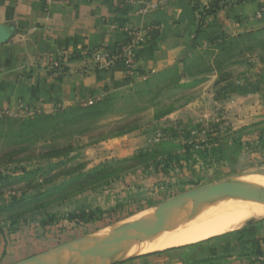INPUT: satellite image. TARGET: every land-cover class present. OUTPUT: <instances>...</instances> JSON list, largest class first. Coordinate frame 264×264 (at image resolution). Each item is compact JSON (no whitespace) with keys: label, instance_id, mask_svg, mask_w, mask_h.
I'll use <instances>...</instances> for the list:
<instances>
[{"label":"rangeland","instance_id":"obj_1","mask_svg":"<svg viewBox=\"0 0 264 264\" xmlns=\"http://www.w3.org/2000/svg\"><path fill=\"white\" fill-rule=\"evenodd\" d=\"M258 63L264 65V16L259 26L198 48L163 72L107 91L93 106L0 113L6 264L110 231L194 188L264 170V115L241 119L220 97L226 81ZM260 218L245 226L257 231ZM244 235L226 229L155 252L220 256Z\"/></svg>","mask_w":264,"mask_h":264},{"label":"crops","instance_id":"obj_2","mask_svg":"<svg viewBox=\"0 0 264 264\" xmlns=\"http://www.w3.org/2000/svg\"><path fill=\"white\" fill-rule=\"evenodd\" d=\"M213 2L172 0L140 13V2L72 0L47 6L45 0H0V113L53 111L97 100L109 90L165 71L223 36L259 26L264 16V0H217L219 7L206 13ZM131 31L142 38L133 50V68L95 62L94 52L118 48ZM78 54L81 57L72 58ZM220 94L241 119L245 114L252 119L264 115V65L258 63L245 75L226 81ZM257 227L254 235H245L243 242L220 256L194 260L182 257L181 250L151 251L123 261L264 264V219ZM4 246L0 237V264L7 263Z\"/></svg>","mask_w":264,"mask_h":264},{"label":"water","instance_id":"obj_3","mask_svg":"<svg viewBox=\"0 0 264 264\" xmlns=\"http://www.w3.org/2000/svg\"><path fill=\"white\" fill-rule=\"evenodd\" d=\"M248 174H264V170H253ZM237 177L194 188L159 203L147 216L95 236L74 239L13 264H114L145 254L126 256L135 245L174 228L184 222V217L197 213L207 204L226 198L264 202V188L236 181ZM180 207L183 208V216L173 220L175 210ZM254 221L249 220L246 225Z\"/></svg>","mask_w":264,"mask_h":264},{"label":"bare ground","instance_id":"obj_4","mask_svg":"<svg viewBox=\"0 0 264 264\" xmlns=\"http://www.w3.org/2000/svg\"><path fill=\"white\" fill-rule=\"evenodd\" d=\"M241 176L261 177L256 180L249 179L250 181L247 180L249 182H245L264 188V180L262 179L264 174ZM242 177H238L235 180ZM183 214L184 211L182 207L176 209L173 220H179V216H183ZM263 215L264 202L240 198L222 199L218 202L203 206L195 214L190 213L186 218L184 217V222L179 223L173 229H168L166 232L160 233L149 240H144L135 245L126 253V256L196 243L221 234L226 229H241L245 226L247 221L252 219L256 220Z\"/></svg>","mask_w":264,"mask_h":264},{"label":"built area","instance_id":"obj_5","mask_svg":"<svg viewBox=\"0 0 264 264\" xmlns=\"http://www.w3.org/2000/svg\"><path fill=\"white\" fill-rule=\"evenodd\" d=\"M72 0H45L47 6L54 3L69 4ZM119 4H124L125 2H140L143 4L139 10L140 13H146L150 10L157 9L166 6L172 0H115ZM142 38L139 36L138 31H131L129 33V40L119 46L116 49H101L93 53L94 60L99 65L111 66L116 63H122L128 68H133L134 57L133 50L140 45ZM104 60V62L102 61ZM96 101V99H89L84 102L85 105H91Z\"/></svg>","mask_w":264,"mask_h":264},{"label":"trees","instance_id":"obj_6","mask_svg":"<svg viewBox=\"0 0 264 264\" xmlns=\"http://www.w3.org/2000/svg\"><path fill=\"white\" fill-rule=\"evenodd\" d=\"M218 7H219V5H218V3H217V0H214V2L211 4L210 8H208V9L206 10V13L213 12V11H215ZM223 37H226V36H223ZM223 37H222V38H223ZM222 38H219V40L222 39ZM77 57L79 58V57H81V56L78 54V55L73 56L72 58H77ZM96 101H97V100H96ZM96 101H94V103L91 104V105H85L84 103H79V104L73 105V106H71V107H69V108H75V107H79V106H93V105H95ZM13 205H14V203H13L11 206H13ZM255 231H256L255 226H249V227L244 226L243 228H241V229H239V230H236V233H242V234H245V235H248V236H252V235H254ZM245 235H244V236H245ZM119 263H120V262H119Z\"/></svg>","mask_w":264,"mask_h":264}]
</instances>
